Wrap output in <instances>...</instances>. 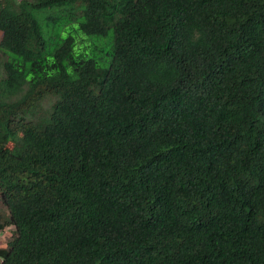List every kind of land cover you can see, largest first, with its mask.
<instances>
[{"label":"trees","instance_id":"1","mask_svg":"<svg viewBox=\"0 0 264 264\" xmlns=\"http://www.w3.org/2000/svg\"><path fill=\"white\" fill-rule=\"evenodd\" d=\"M6 227L0 264H264V0H0Z\"/></svg>","mask_w":264,"mask_h":264},{"label":"rangeland","instance_id":"2","mask_svg":"<svg viewBox=\"0 0 264 264\" xmlns=\"http://www.w3.org/2000/svg\"><path fill=\"white\" fill-rule=\"evenodd\" d=\"M91 51H88L87 54H90ZM12 227H6L2 233H0V246H5L10 234H11Z\"/></svg>","mask_w":264,"mask_h":264}]
</instances>
